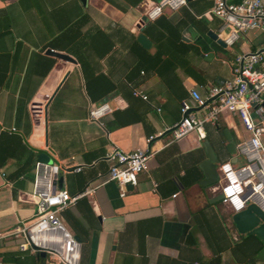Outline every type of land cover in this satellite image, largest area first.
I'll return each instance as SVG.
<instances>
[{"label":"crops","instance_id":"1","mask_svg":"<svg viewBox=\"0 0 264 264\" xmlns=\"http://www.w3.org/2000/svg\"><path fill=\"white\" fill-rule=\"evenodd\" d=\"M155 1L0 0V264L46 262L18 248L17 230L36 214L39 161L61 168L57 190L96 188L61 213L80 240L79 264H264L262 242L239 231L220 199L219 166L245 162L236 144L249 134L237 116L206 124L203 140L193 133L172 141L169 132L190 90L205 98L231 78L239 54L264 58V34L249 30L221 47L207 35L228 32L211 13L213 0H190L146 21ZM101 104L112 109L102 127L88 117ZM111 144L150 153L123 197L107 178ZM207 153L218 161L217 176L201 169ZM77 166L85 168L72 172Z\"/></svg>","mask_w":264,"mask_h":264},{"label":"built area","instance_id":"2","mask_svg":"<svg viewBox=\"0 0 264 264\" xmlns=\"http://www.w3.org/2000/svg\"><path fill=\"white\" fill-rule=\"evenodd\" d=\"M187 0H158L144 11L146 21H154L165 10L176 11L187 5ZM212 15L221 21L223 30H228L222 41L231 47L240 35L249 30H259L264 34L263 0H213ZM232 76L228 80L213 86L204 98L198 90L189 92L190 99L182 100L180 121L169 130L172 141H178L195 133L205 139V125L215 126L220 115H234L249 134L236 144L237 154L244 164L234 167L231 163H222L218 168L221 203L233 214L255 205L264 214V58L261 52L239 54L235 57ZM134 97L143 101L147 97L140 91H132ZM108 104H101L89 110V120L103 126L102 120L111 114ZM153 137L148 139V142ZM150 158L148 150L136 149L126 153L111 144L103 156L108 163L107 178L121 189V197L129 187L137 184V177L147 170ZM85 166L72 168L79 173ZM61 168L55 164L37 162L34 169L31 196L36 203L34 219L17 230L23 243L19 250H31L38 255L46 254L45 264H79L80 243L64 226L61 213L74 206L78 200L90 197L96 188H85L71 195L67 189L54 188L55 180ZM250 194L246 196V194ZM33 248L38 249V251Z\"/></svg>","mask_w":264,"mask_h":264},{"label":"water","instance_id":"3","mask_svg":"<svg viewBox=\"0 0 264 264\" xmlns=\"http://www.w3.org/2000/svg\"><path fill=\"white\" fill-rule=\"evenodd\" d=\"M81 1L85 2V0H81ZM143 22L144 21H142V23ZM207 35L217 45L221 47H226L222 39L217 34L210 31L208 32ZM46 54L65 62L75 63V60L71 58L69 55L58 53L51 49H47ZM217 164H218L217 159L211 153L210 154L207 153L206 163H204V165L201 166V169L204 171L206 178L211 177L213 172L217 176ZM54 188H56V183L54 184ZM249 194L250 192H248L244 198H246ZM220 199H221V195H220ZM234 221L241 233L249 236L250 235L256 236L264 246V214L255 205L249 204L245 210L236 213L234 216ZM75 239L78 243H80V240L77 237H75ZM33 249L38 251V249L36 248ZM38 256L44 259L46 257V254L43 251H41L38 252ZM262 257H264V249L259 253V258Z\"/></svg>","mask_w":264,"mask_h":264},{"label":"trees","instance_id":"4","mask_svg":"<svg viewBox=\"0 0 264 264\" xmlns=\"http://www.w3.org/2000/svg\"><path fill=\"white\" fill-rule=\"evenodd\" d=\"M41 261H43L42 259H40ZM44 262V261H43Z\"/></svg>","mask_w":264,"mask_h":264}]
</instances>
